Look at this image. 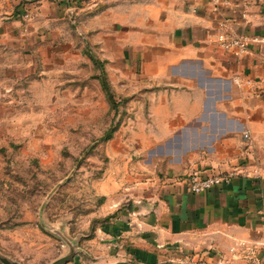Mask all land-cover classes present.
<instances>
[{
    "label": "crops",
    "instance_id": "obj_1",
    "mask_svg": "<svg viewBox=\"0 0 264 264\" xmlns=\"http://www.w3.org/2000/svg\"><path fill=\"white\" fill-rule=\"evenodd\" d=\"M222 17L249 52L219 46ZM80 43L107 60L115 91H132L139 126L102 144L112 167L96 195L112 214L94 263L185 264L241 238L264 242V0H0V103L17 101L39 61L75 58ZM233 169L229 183L189 187L194 170Z\"/></svg>",
    "mask_w": 264,
    "mask_h": 264
},
{
    "label": "rangeland",
    "instance_id": "obj_2",
    "mask_svg": "<svg viewBox=\"0 0 264 264\" xmlns=\"http://www.w3.org/2000/svg\"><path fill=\"white\" fill-rule=\"evenodd\" d=\"M77 45L75 58L39 61L18 80L26 89L16 93L17 101L0 103V264L62 257V264H95L90 248L97 227L112 214L96 195V181L112 167L103 136L110 126L113 135L139 126L127 112L132 91H115L127 98L120 107L125 112L115 117L102 87L105 77L110 80L105 60L93 59L88 44ZM54 63L62 70L50 72ZM84 84L93 91L83 95Z\"/></svg>",
    "mask_w": 264,
    "mask_h": 264
},
{
    "label": "built area",
    "instance_id": "obj_3",
    "mask_svg": "<svg viewBox=\"0 0 264 264\" xmlns=\"http://www.w3.org/2000/svg\"><path fill=\"white\" fill-rule=\"evenodd\" d=\"M217 42L225 51L241 56L249 52V39L245 35L239 34L232 29L227 18L218 20ZM237 83H252L249 77L237 74L234 76ZM249 137V133L245 132ZM237 173V170L225 172L213 171L202 173L194 170L189 179V187L193 192H201L215 185L229 183ZM185 264H263L264 263V242L241 238L232 243L229 248L221 252L215 260L204 257L186 256L183 259Z\"/></svg>",
    "mask_w": 264,
    "mask_h": 264
},
{
    "label": "trees",
    "instance_id": "obj_4",
    "mask_svg": "<svg viewBox=\"0 0 264 264\" xmlns=\"http://www.w3.org/2000/svg\"><path fill=\"white\" fill-rule=\"evenodd\" d=\"M90 55L95 60L96 59L97 60H99V59L103 60V59H101V58H99L97 56H95V57L92 56V54H90ZM105 63H106V60H105ZM111 85H112V83L107 77H105V79L102 80V87L106 91V94L108 96V99H109V102H110V109L114 110V116L116 117L118 114H120V113L123 114L125 112V109L122 108L124 110H121L120 107L123 106L122 104L124 103L125 99H127V98L125 96L122 97V98L116 97L115 90L111 87ZM115 130H116L115 126H110L109 128H107V130L105 132V135L103 136V139L104 140L110 139L113 136V132Z\"/></svg>",
    "mask_w": 264,
    "mask_h": 264
},
{
    "label": "water",
    "instance_id": "obj_5",
    "mask_svg": "<svg viewBox=\"0 0 264 264\" xmlns=\"http://www.w3.org/2000/svg\"><path fill=\"white\" fill-rule=\"evenodd\" d=\"M69 246H70V251L71 253L75 250V246L73 244V242L71 240H67ZM66 260L65 257H62V258H58L52 262H50L49 264H62L64 261ZM8 264H18V263H14V262H10V261H7Z\"/></svg>",
    "mask_w": 264,
    "mask_h": 264
}]
</instances>
